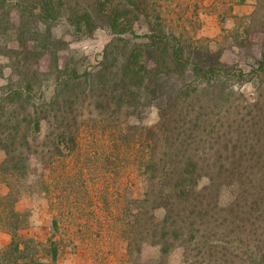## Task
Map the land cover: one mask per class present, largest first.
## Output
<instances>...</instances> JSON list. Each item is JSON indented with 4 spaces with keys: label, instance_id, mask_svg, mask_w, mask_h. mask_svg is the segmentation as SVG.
Segmentation results:
<instances>
[{
    "label": "trees",
    "instance_id": "obj_1",
    "mask_svg": "<svg viewBox=\"0 0 264 264\" xmlns=\"http://www.w3.org/2000/svg\"><path fill=\"white\" fill-rule=\"evenodd\" d=\"M132 4L142 15L129 4H109L104 0H0V54L14 56L10 79L20 81V87L11 89L4 98L10 99L14 108L0 113V150L4 151L0 175L9 188L0 199L6 209V229L12 236L0 253V264H57L58 245L41 247L33 236L22 233L29 225V215L19 211L16 203L32 164L38 160L37 143L45 136L48 124L57 127L52 141L54 154L64 159L80 155L81 131L75 130L74 124L78 123L77 108L86 104L103 112L123 114L125 121L114 133H120L126 141L134 138V124L129 118L142 116L147 106L158 109V122L147 128L148 144L153 150L147 159L148 189L143 196L131 199L132 205L129 202L127 227L122 229L130 255H141L148 243L166 256L180 242L189 260L217 256L219 242L213 243V226L207 224L213 205L210 200L220 188L216 178L226 173L222 168L232 161L245 169H229L227 175L240 184L235 201L245 196L241 181L250 174L254 187L258 184L261 188L251 197L252 205L264 206V169H253L259 163L250 165L246 157L261 151L262 137L254 139L244 132L242 136H229L230 132L224 131V121L218 126L221 118L215 119L217 108L221 111L230 98L227 77L235 68L244 74L242 68L223 61L222 48L206 45L201 39L187 42L165 29L161 21L154 22L145 1L133 0ZM63 14H68V20L78 29L94 31L105 27L113 31L114 37L106 44L97 65L80 70L77 66L71 68L70 63L65 67L60 64L59 52L66 41L55 36L52 25ZM133 14L137 21L131 20ZM136 22L140 26L147 23L142 35L136 32ZM127 30L132 32L131 37L123 36ZM241 56L250 59H246L251 65L248 73L256 78L264 76V42ZM52 69L57 75L51 99L34 109L21 110L25 106L23 93L27 92L29 100L34 87H42V75ZM60 142L68 145L66 150ZM122 143L117 144L118 149L124 146ZM230 143L234 144L231 150ZM210 145L215 148L211 155L216 159L201 161L199 156L205 158ZM205 168L217 177L212 176L200 188ZM57 223L56 219V227ZM243 244V254H234L233 259L222 257L224 262L264 264V225L253 243Z\"/></svg>",
    "mask_w": 264,
    "mask_h": 264
},
{
    "label": "rangeland",
    "instance_id": "obj_2",
    "mask_svg": "<svg viewBox=\"0 0 264 264\" xmlns=\"http://www.w3.org/2000/svg\"><path fill=\"white\" fill-rule=\"evenodd\" d=\"M104 1L129 4L135 13L141 14L133 6V0ZM143 1L154 22L161 21L165 29L176 32L187 42L197 43V39H201L206 45L222 48L223 61L242 68L244 74L235 68L227 77L230 98L221 111L217 108L215 119L221 118L218 126L224 121V131H229V136H242L240 133L244 132L255 136L254 139L262 137L261 151L246 157L250 165L259 163L253 169H264V76L256 78L248 73L251 69L247 61L249 58L241 56L252 52L258 42H264V0ZM68 17V14H63L52 25L55 36L66 41L65 48L59 52L60 64L65 67L70 63L71 68L77 66L80 70L97 65L103 58L106 44L114 37L113 31L105 27L94 31L86 27L78 29ZM134 19H138L135 14L131 16V20ZM136 24V32L142 35L147 23L143 24L144 27L139 22ZM122 34L133 35L130 30ZM12 45L16 43L12 42ZM12 59L14 56L0 54V113L14 108L12 101L4 98L11 89L20 87V81L10 79L14 70ZM56 73L52 69L42 75V87L35 86L29 100L27 92L23 93L26 101L21 110H27L26 107L34 109L44 100L51 99L55 92ZM76 113L78 123L74 124V128L81 131L80 155L64 159L63 155L54 154L52 141L57 127L47 123L45 136L37 143L38 160L32 164L16 203L19 211L29 215V225L22 233L33 236L41 247L44 244L58 245L57 264H227L222 257L233 259L236 258L234 254H243L246 250L243 242L253 243L256 235L263 231L264 206L257 208L258 205H252L251 198L261 188L258 184L254 187L253 176L249 174L241 181V192L250 198L241 196L239 201H235L234 198L240 195V184L227 175L229 169L237 172L245 169L232 161L222 168L226 173L220 179L216 178L220 188L218 194L214 192L215 196L210 198L213 205L207 224L213 226L209 227L212 229L211 238L215 239L213 243L219 242L217 256L189 260L180 242L166 256H161L158 247L148 243L141 255H130L122 229L127 227L125 219L128 217L129 202L143 196L148 189L145 181L147 159L153 155V150L148 144L147 128L158 122V109L147 106L142 116L129 118L134 124L131 128L134 138L127 141L120 133H114L115 128L125 121L123 114L103 112L87 104L77 108ZM121 142L124 146L118 149L117 144L121 145ZM60 144L67 149L65 142ZM233 146L230 143V150ZM216 147L219 146L216 144ZM237 150L240 151V146ZM214 151L215 148L210 145L205 158L199 156V159L214 161ZM235 153L238 157L239 153ZM3 158L4 151L0 150V161ZM226 160L224 156L223 162ZM202 173L200 188L209 183L212 176L217 177L207 168ZM42 179L44 184H41ZM7 191L9 188L0 175V195ZM231 203L234 205L230 206ZM5 214L6 209L4 211L0 199V253L12 241L6 229ZM56 219L58 227L54 225Z\"/></svg>",
    "mask_w": 264,
    "mask_h": 264
}]
</instances>
